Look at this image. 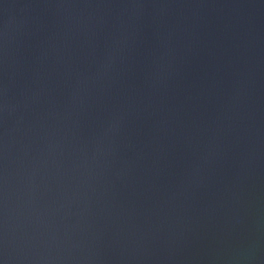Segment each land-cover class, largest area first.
<instances>
[{"label":"water","instance_id":"water-1","mask_svg":"<svg viewBox=\"0 0 264 264\" xmlns=\"http://www.w3.org/2000/svg\"><path fill=\"white\" fill-rule=\"evenodd\" d=\"M0 264H264V0H0Z\"/></svg>","mask_w":264,"mask_h":264}]
</instances>
